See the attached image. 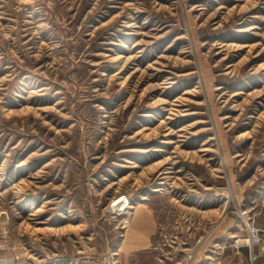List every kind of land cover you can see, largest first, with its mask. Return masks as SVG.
Returning <instances> with one entry per match:
<instances>
[{
	"label": "rangeland",
	"instance_id": "374dc122",
	"mask_svg": "<svg viewBox=\"0 0 264 264\" xmlns=\"http://www.w3.org/2000/svg\"><path fill=\"white\" fill-rule=\"evenodd\" d=\"M2 213L0 264H119L147 216L137 264L250 249L264 0H0Z\"/></svg>",
	"mask_w": 264,
	"mask_h": 264
},
{
	"label": "crops",
	"instance_id": "0c3cea01",
	"mask_svg": "<svg viewBox=\"0 0 264 264\" xmlns=\"http://www.w3.org/2000/svg\"><path fill=\"white\" fill-rule=\"evenodd\" d=\"M148 217V216H147ZM145 218V230L142 233H138V228L137 226H135V222H134V226L132 228H130V235L128 236V248L127 249H123L122 250V254L119 255V264H137L139 261V257L138 254L141 253L142 255H150V256H154V250L151 246L152 243V236H153V227L151 225V220H147L148 218ZM149 223V224H148ZM262 226V225H261ZM263 227V226H262ZM140 239H143V244L139 245L138 241H140ZM150 240V241H149ZM148 241L150 242L149 245H147ZM205 244H207V246H209L211 243L209 241V238L206 239ZM249 250H240L237 249V251L234 253V255L231 256V254L227 253H223V257H220V261L219 264H247V262H245L246 258L245 256H249ZM253 251L258 253V249L256 246L253 247ZM192 253V257L190 259L187 258V254ZM197 251L193 250V248L188 249V252L185 255V260L183 264H196L198 260V254ZM209 256V255H208ZM210 259V257L208 258ZM205 262V264H207L208 262ZM169 260L171 261V258L169 257ZM239 262V263H238ZM171 262H169L168 260H164V264H169ZM173 263V262H172ZM210 263V262H209ZM155 264V262L153 263ZM251 264H264V253L258 254L256 256V258L253 260V262Z\"/></svg>",
	"mask_w": 264,
	"mask_h": 264
},
{
	"label": "built area",
	"instance_id": "2783aa9c",
	"mask_svg": "<svg viewBox=\"0 0 264 264\" xmlns=\"http://www.w3.org/2000/svg\"><path fill=\"white\" fill-rule=\"evenodd\" d=\"M246 237L241 238V242L238 240L235 241L236 246L247 245L252 249V256L255 257V252H253V247L256 246L258 248V252H264V229L259 227L252 221V218H248L244 221ZM192 257V253L187 254V258L190 259Z\"/></svg>",
	"mask_w": 264,
	"mask_h": 264
},
{
	"label": "bare ground",
	"instance_id": "6f19581e",
	"mask_svg": "<svg viewBox=\"0 0 264 264\" xmlns=\"http://www.w3.org/2000/svg\"><path fill=\"white\" fill-rule=\"evenodd\" d=\"M119 57V56H118ZM124 197V196H123ZM114 206V205H113ZM121 206V207H120ZM131 207V205H130V203H129V201L127 200V199H124V200H120V202H116L115 203V212H118V210H120L121 209V211L120 212H122V211H125V209H129ZM7 216V215H6ZM243 229H245V224H243ZM238 237V236H237ZM239 238V237H238ZM241 238H239V239H237L238 240V242L240 243L241 242V240H240Z\"/></svg>",
	"mask_w": 264,
	"mask_h": 264
},
{
	"label": "water",
	"instance_id": "95a60500",
	"mask_svg": "<svg viewBox=\"0 0 264 264\" xmlns=\"http://www.w3.org/2000/svg\"><path fill=\"white\" fill-rule=\"evenodd\" d=\"M6 219V215L4 214V213H2L1 215H0V220L2 221V220H5Z\"/></svg>",
	"mask_w": 264,
	"mask_h": 264
}]
</instances>
